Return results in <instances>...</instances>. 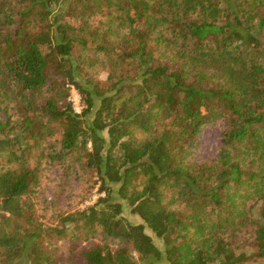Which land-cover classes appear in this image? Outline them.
<instances>
[{
	"label": "trees",
	"instance_id": "16d2710c",
	"mask_svg": "<svg viewBox=\"0 0 264 264\" xmlns=\"http://www.w3.org/2000/svg\"><path fill=\"white\" fill-rule=\"evenodd\" d=\"M98 68L103 81L86 72ZM9 108L0 156L17 165L0 170V264L264 262V0H0ZM217 121V157L190 160ZM55 135L48 158L83 153L104 196L50 234L111 242L66 261L26 201L38 177L25 154Z\"/></svg>",
	"mask_w": 264,
	"mask_h": 264
},
{
	"label": "rangeland",
	"instance_id": "374dc122",
	"mask_svg": "<svg viewBox=\"0 0 264 264\" xmlns=\"http://www.w3.org/2000/svg\"><path fill=\"white\" fill-rule=\"evenodd\" d=\"M96 70L98 71L87 69L86 72L96 78L99 77L103 81L106 75L99 68ZM68 101L72 103V106L77 104L76 109L73 108L77 113L81 112L80 97L74 87L70 90ZM1 108L3 107L1 106ZM10 109L0 111V118L4 119L8 116L12 121H15L16 116ZM91 118L92 115L87 116V119ZM225 124L224 121H217L204 125L193 141L188 158L196 161L215 159L222 146V132L225 129ZM55 139L56 135L53 138L46 139L41 148H32L25 154L26 166L28 169H36L38 177V183L34 186L26 201L31 205L35 221L45 229L44 240L47 243L50 242L57 249V255L63 261H66L91 245H102L111 242L102 235L100 230L85 234L70 228V230L65 231L62 238L50 234L51 229L61 227L59 222L61 215L78 213L86 207L92 206L99 197L104 196L103 193L99 192L100 182L96 173L84 167L83 153L74 152L62 159H59L56 154L53 155V158H48L50 146L53 145L51 141L54 142ZM6 160V156H0V170L13 168L17 165L15 163V165L7 164ZM113 196L116 197L115 192ZM123 215L132 224L142 223L137 216L130 214V209L127 207H125ZM151 236L154 244L162 249V241L153 235ZM244 264H264V262L249 261Z\"/></svg>",
	"mask_w": 264,
	"mask_h": 264
},
{
	"label": "built area",
	"instance_id": "2783aa9c",
	"mask_svg": "<svg viewBox=\"0 0 264 264\" xmlns=\"http://www.w3.org/2000/svg\"><path fill=\"white\" fill-rule=\"evenodd\" d=\"M76 104V103H75ZM73 107L75 108V107H77V104L76 105H73ZM76 109V108H75Z\"/></svg>",
	"mask_w": 264,
	"mask_h": 264
}]
</instances>
